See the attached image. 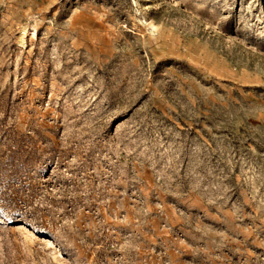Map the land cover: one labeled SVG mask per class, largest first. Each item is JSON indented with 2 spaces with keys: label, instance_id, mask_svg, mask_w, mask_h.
Instances as JSON below:
<instances>
[{
  "label": "rangeland",
  "instance_id": "obj_1",
  "mask_svg": "<svg viewBox=\"0 0 264 264\" xmlns=\"http://www.w3.org/2000/svg\"><path fill=\"white\" fill-rule=\"evenodd\" d=\"M0 264H264V0H0Z\"/></svg>",
  "mask_w": 264,
  "mask_h": 264
},
{
  "label": "bare ground",
  "instance_id": "obj_2",
  "mask_svg": "<svg viewBox=\"0 0 264 264\" xmlns=\"http://www.w3.org/2000/svg\"><path fill=\"white\" fill-rule=\"evenodd\" d=\"M21 229H25L24 227H21ZM47 242H49V241H47Z\"/></svg>",
  "mask_w": 264,
  "mask_h": 264
}]
</instances>
